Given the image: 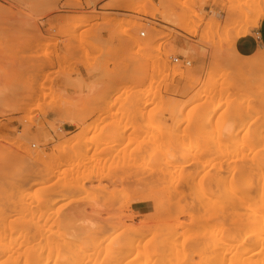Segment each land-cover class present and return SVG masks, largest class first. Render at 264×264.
Instances as JSON below:
<instances>
[{
  "label": "rangeland",
  "instance_id": "374dc122",
  "mask_svg": "<svg viewBox=\"0 0 264 264\" xmlns=\"http://www.w3.org/2000/svg\"><path fill=\"white\" fill-rule=\"evenodd\" d=\"M108 7L0 0V24L29 29L80 11L49 25L64 41L44 37L38 54L22 57L57 70L14 72L15 55L0 53V264H200L205 250L225 261L251 206L264 212V52L234 50L258 29L264 0ZM104 31L118 41L112 70L101 62ZM59 44L72 52L57 53ZM77 64L103 78L71 84ZM140 203L144 214L133 211Z\"/></svg>",
  "mask_w": 264,
  "mask_h": 264
},
{
  "label": "crops",
  "instance_id": "0c3cea01",
  "mask_svg": "<svg viewBox=\"0 0 264 264\" xmlns=\"http://www.w3.org/2000/svg\"><path fill=\"white\" fill-rule=\"evenodd\" d=\"M96 2L98 9L113 2L114 0H93ZM117 6L108 7L109 9L115 8ZM80 11L78 9H74L67 12L55 13L49 17L43 18L37 23V27L35 28H25L21 26L19 23H5L0 24V53H2L5 57L8 55H15L14 61L11 62L8 66L12 71H25V72H35V76L39 77L40 74L44 72L55 71L58 69V65H56L53 69H42L41 63L43 62V58L37 57L34 65L26 66L22 64V57L27 52L31 51L32 53L38 54L40 48H43L44 37H53L54 39L59 40L60 42L64 41V38L58 33V27L54 30H49V25L59 26L63 24L66 20H71L72 17L78 16ZM250 32V31H249ZM249 32L240 38H238L234 45L236 44V48L234 47L235 52L243 57L252 53L253 44L254 47L259 48L260 51L264 52V17L259 23V27L256 31L251 33L250 36H247ZM111 33L109 31H104L101 33V41L102 46L104 48L105 54L101 57L102 65L108 66L110 70L113 69V63L119 55V50H115L110 52L109 49L112 46H118V41L115 42L110 41ZM29 37H35V45L31 47V50H28L27 46L24 43L28 40ZM237 42V43H236ZM71 43V42H69ZM253 43V44H252ZM233 45V46H234ZM237 49V50H236ZM56 52L59 54H64L65 52H72V50H67L63 44H59L56 47ZM77 58L79 55L77 53L74 54ZM77 74H74L70 77V83H81L84 85L91 84L97 82L99 79L103 78V73H90L85 65H76ZM64 78H58L55 80V83L58 86H63L65 84ZM111 85L115 84L113 80L108 81ZM83 93H86L85 88H83ZM11 128H19L18 124L13 123ZM146 206L145 204H137L136 210L134 212L144 214Z\"/></svg>",
  "mask_w": 264,
  "mask_h": 264
},
{
  "label": "bare ground",
  "instance_id": "6f19581e",
  "mask_svg": "<svg viewBox=\"0 0 264 264\" xmlns=\"http://www.w3.org/2000/svg\"><path fill=\"white\" fill-rule=\"evenodd\" d=\"M117 2V1H116ZM114 3H112L111 5H113ZM110 5V4H109ZM117 5V4H116ZM110 7V6H109ZM81 15V14H80ZM219 147V146H218ZM228 151V150H227ZM222 155V154H221ZM221 160V159H220ZM228 161V160H227ZM221 162V161H220ZM167 163V162H166ZM226 164V163H225ZM224 164V165H225ZM168 165V164H167ZM226 166H227V164H226ZM215 168V167H214ZM218 168V167H217ZM167 172H169V171H167ZM223 179V178H222ZM227 182V181H226ZM221 183H224V182H221ZM222 185V184H221ZM214 187V186H213ZM220 188H225L224 186L223 187H220ZM221 190V189H220ZM225 190V189H224ZM224 192V191H223ZM228 192V191H227ZM216 193H218V192H216ZM222 193V192H221ZM225 194H223L222 193V196L224 195H226V190H225V192H224ZM228 194V193H227ZM232 194H233V192H232ZM225 197H227V196H225ZM236 198V197H235ZM200 199V198H199ZM202 199V198H201ZM243 200V199H242ZM206 201V200H205ZM208 202H209V200H207ZM217 201V200H216ZM218 202V201H217ZM241 203V202H240ZM259 203V202H258ZM248 204V203H247ZM224 205V204H223ZM226 206V205H225ZM246 207V206H245ZM253 206H251V209L250 210H248L249 211V215H248V218H247V220L245 221V223H241L240 225H238L237 226V231L234 233V234H232L231 235V237H230V240H229V244H227V245H229V248H230V253H229V251H228V255H226L227 256V258L225 257V248L227 249V250H229L228 248H227V246L225 245V248H223L224 247V245H223V247H221L222 245L221 244H219L220 245V247L219 248H221V249H223L224 251L222 252L221 251V249H218L217 247V249L218 250H220L219 252L221 253H223V255H222V257L221 258H226L227 260H225V261H223L222 259H220V258H218V254L217 253H215L214 255H212V256H210L206 251L207 250H205V251H203L202 253H199V254H201L202 255V262L200 263V264H264V212H262V210L259 208V207H253ZM228 209V208H227ZM218 213V212H217ZM217 215V214H216ZM214 217H216V216H214ZM222 225V224H221ZM216 226H218V225H216ZM39 227V226H38ZM221 227V226H220ZM218 228H219V226H218ZM32 229V228H31ZM33 229H35V228H33ZM221 229V228H220ZM223 229V228H222ZM38 231H39V229H38ZM210 231V230H209ZM212 232V231H211ZM217 231H215V233H216ZM39 233V232H38ZM37 233V234H38ZM213 233V232H212ZM215 233H213V234H215ZM218 233L219 234H221L219 231H218ZM41 234V233H40ZM200 234H201V232H200ZM212 234V235H213ZM244 234V236H246L245 238H242V235ZM39 235V234H38ZM210 235H211V233H210ZM216 235L217 234H215V239H217L216 238ZM221 236V235H220ZM227 237V236H226ZM220 237L218 236V241H221L220 239H219ZM225 238V237H224ZM226 239V238H225ZM181 242V241H180ZM222 242V241H221ZM237 242V243H236ZM238 242H239V244H238ZM167 243H168V241H167ZM195 243V242H194ZM238 244V245H236V244ZM68 244V243H67ZM72 244V243H71ZM71 244H70V246H71ZM169 244V243H168ZM171 244H174L173 243V241L171 242ZM171 244H169L170 246H172ZM201 244V243H200ZM196 245V244H195ZM210 245V244H209ZM214 247H215V245L216 244H214V242H213V244H212ZM130 247L131 246H133V243H131V245H129ZM161 246V245H160ZM129 247V248H130ZM174 247V250H175V252H176V249H175V245L173 246ZM172 247V248H173ZM210 247H212L211 245H210ZM177 248V247H176ZM188 248V247H187ZM131 249H132V247H131ZM134 249H136V248H134ZM259 251H258V250ZM133 250V249H132ZM174 250H173V252H174ZM227 250H226V252H227ZM94 251V250H93ZM98 251V250H97ZM97 251H95V252H97ZM134 251V250H133ZM132 251V252H133ZM177 251H178V249H177ZM234 251V252H233ZM123 252V251H122ZM128 252H130V253H132L130 250L128 251ZM127 252V253H128ZM139 252H140V250H139ZM138 252V253H139ZM180 252V251H179ZM59 253V252H58ZM125 253V252H124ZM211 253V252H210ZM221 253V254H222ZM139 254H141V253H139ZM152 254V253H151ZM176 254V253H175ZM227 254V253H226ZM230 254V255H229ZM92 255V254H91ZM118 254H116V256H117ZM125 255H126V253H125ZM125 255H124V257H125ZM197 255V254H196ZM262 255V256H261ZM115 256V255H114ZM119 256V255H118ZM123 256V255H122ZM181 256V255H180ZM39 258L40 257H42V256H38ZM88 257H90V256H88ZM120 257V256H119ZM118 257V258H119ZM141 257V256H140ZM144 257V256H143ZM145 257L147 258L148 256H146V254H145ZM82 258V257H81ZM84 258V257H83ZM100 258V257H99ZM127 258V255H126V257H125V259ZM150 258V257H149ZM149 258H147V259H149ZM166 258V257H165ZM169 258V257H168ZM174 258H178V255H177V257H176V255H175V257ZM182 258V257H181ZM41 259V258H40ZM94 259H95V257H94ZM138 259H141V258H138ZM137 259V260H138ZM170 259V258H169ZM179 259V258H178ZM84 260H86V259H84ZM154 260V259H153ZM163 259H160V262L162 261ZM165 260V259H164ZM171 260V259H170ZM23 261V260H22ZM92 261H94V260H92ZM97 261H99L98 259H97ZM155 261H156V259H155ZM169 261V260H168ZM172 261V260H171ZM82 262V261H81ZM122 262V261H121ZM139 262H141V260H139ZM143 263H144V260L142 261ZM149 260H148V263L147 262H145L144 264H149ZM157 262H159V261H157ZM159 262V263H160ZM35 263V262H34ZM40 263V262H39ZM115 263V262H114ZM130 263V262H129ZM137 264H142V263H138V262H136ZM154 263V262H153ZM152 262L150 263V264H153ZM159 263H154V264H159ZM163 262H161V264H162ZM165 263V262H164ZM169 263H171L170 261H169ZM98 264V263H97ZM116 264V263H115ZM117 264H119V262L117 263ZM131 264H135L133 261H132V263ZM166 264H168V263H166ZM176 264H178V262L176 263ZM184 264H194V263H191V261L189 262V260H188V258L187 257H185L184 258Z\"/></svg>",
  "mask_w": 264,
  "mask_h": 264
},
{
  "label": "built area",
  "instance_id": "2783aa9c",
  "mask_svg": "<svg viewBox=\"0 0 264 264\" xmlns=\"http://www.w3.org/2000/svg\"><path fill=\"white\" fill-rule=\"evenodd\" d=\"M86 3H93L94 1L93 0H85ZM141 38H144L146 36V34L144 32H142L140 35H139ZM172 62L175 63V64H178L180 62L184 63L185 66H190L191 63L188 62V61H183L181 58H173L172 59Z\"/></svg>",
  "mask_w": 264,
  "mask_h": 264
}]
</instances>
